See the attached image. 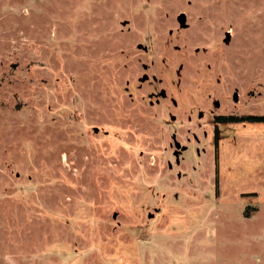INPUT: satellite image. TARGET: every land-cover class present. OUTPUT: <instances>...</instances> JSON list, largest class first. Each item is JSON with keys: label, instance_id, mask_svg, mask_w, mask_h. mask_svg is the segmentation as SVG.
Returning a JSON list of instances; mask_svg holds the SVG:
<instances>
[{"label": "rangeland", "instance_id": "obj_1", "mask_svg": "<svg viewBox=\"0 0 264 264\" xmlns=\"http://www.w3.org/2000/svg\"><path fill=\"white\" fill-rule=\"evenodd\" d=\"M241 116L264 0H0V264H264Z\"/></svg>", "mask_w": 264, "mask_h": 264}, {"label": "trees", "instance_id": "obj_2", "mask_svg": "<svg viewBox=\"0 0 264 264\" xmlns=\"http://www.w3.org/2000/svg\"><path fill=\"white\" fill-rule=\"evenodd\" d=\"M224 122H264V117L262 116H241V117H224L222 119ZM222 121V122H223Z\"/></svg>", "mask_w": 264, "mask_h": 264}, {"label": "flooded vegetation", "instance_id": "obj_3", "mask_svg": "<svg viewBox=\"0 0 264 264\" xmlns=\"http://www.w3.org/2000/svg\"><path fill=\"white\" fill-rule=\"evenodd\" d=\"M186 25V24H185ZM145 66V65H144ZM142 78L143 79H146V75L144 74V75H142ZM154 94V91H150L149 92V95L150 96H152ZM159 95L160 96H164L165 95V93H164V91L163 90H159ZM234 98V97H233ZM149 104H152V100H151V98L149 99ZM215 104V103H214ZM176 143H178V142H174V147H175V150L174 151H172V153H173V155H174V158L176 159V161L178 160V158H179V155H180V153L182 152V151H184L185 150V148L184 147H181L180 145H179V143H178V146L176 147Z\"/></svg>", "mask_w": 264, "mask_h": 264}, {"label": "water", "instance_id": "obj_4", "mask_svg": "<svg viewBox=\"0 0 264 264\" xmlns=\"http://www.w3.org/2000/svg\"><path fill=\"white\" fill-rule=\"evenodd\" d=\"M177 21H178V23H179V25L181 27H185L186 26L185 25V14L183 12L179 13V15L177 16ZM229 39H230L229 33L226 32L223 41L225 43H228ZM234 99L236 100V95L235 94H234ZM175 145L177 147L178 146V143H176Z\"/></svg>", "mask_w": 264, "mask_h": 264}]
</instances>
